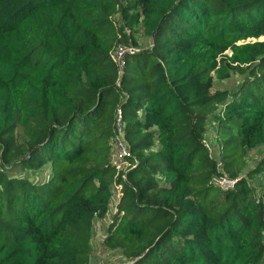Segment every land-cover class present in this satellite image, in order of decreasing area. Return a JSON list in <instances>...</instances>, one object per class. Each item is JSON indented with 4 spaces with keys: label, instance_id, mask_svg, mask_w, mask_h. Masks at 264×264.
<instances>
[{
    "label": "trees",
    "instance_id": "obj_1",
    "mask_svg": "<svg viewBox=\"0 0 264 264\" xmlns=\"http://www.w3.org/2000/svg\"><path fill=\"white\" fill-rule=\"evenodd\" d=\"M124 28L148 42L120 67ZM263 36L264 0H0V264H87L115 184L99 246L125 262L264 264V159L238 174L264 144ZM210 127L233 188L198 160Z\"/></svg>",
    "mask_w": 264,
    "mask_h": 264
},
{
    "label": "rangeland",
    "instance_id": "obj_2",
    "mask_svg": "<svg viewBox=\"0 0 264 264\" xmlns=\"http://www.w3.org/2000/svg\"><path fill=\"white\" fill-rule=\"evenodd\" d=\"M114 16H117L116 14H113ZM114 31H118L119 28V22L115 21L114 24ZM124 35L120 34L121 38H124L123 41L119 43V45L114 46L115 48L112 50L113 53L116 52L119 48L125 47H135V46H146L148 39L144 37L142 34V31L139 28H135V31L133 33L129 32L127 29H123ZM259 39H264L263 37H260ZM133 40L136 41V43H133ZM135 45V46H134ZM131 57V56H130ZM243 74L238 73H232L228 78L225 79H218L214 76L213 78V92L216 91H223L227 90L229 88L234 87L242 78ZM203 139H206L209 143V148H205V151H201L198 156V160H204L209 156L212 160L217 163V170L222 169L218 166V163L220 162V155H221V144L222 141L219 138L218 132L215 130L214 127H210L208 130H206ZM238 139L235 138L236 145L239 148L238 145ZM223 150V149H222ZM221 151V152H220ZM264 159V144L259 145L255 148L249 149L244 157L242 165L239 167V175L246 174L249 170L255 169L260 161ZM227 174V172L225 171ZM248 181L253 186H259L261 180H262V173L261 171L256 173L255 175L247 176ZM210 182V180L208 181ZM107 225V224H105ZM92 233L94 234V237L92 236V241L94 243V247L92 248V252L89 256L87 264H122L124 261V256L122 254V250L120 248H112V247H106L102 249L99 245L103 241V235L101 231V227H99V223L97 221L94 222V226L92 227ZM97 233V235H96ZM98 244V245H97ZM95 257L92 262V257Z\"/></svg>",
    "mask_w": 264,
    "mask_h": 264
},
{
    "label": "built area",
    "instance_id": "obj_3",
    "mask_svg": "<svg viewBox=\"0 0 264 264\" xmlns=\"http://www.w3.org/2000/svg\"><path fill=\"white\" fill-rule=\"evenodd\" d=\"M136 48L134 47H122L116 50L114 53L118 65L121 67L122 65V54L125 51H134ZM121 110L120 108L116 109L115 113V126L113 129V134L110 137V143H111V162L114 165V167L117 169L118 172L121 173V175L124 178V171L127 167V162L125 161V155L127 151V143L124 135V131L122 128V122H121ZM205 147L209 148L208 141H205ZM219 164V163H218ZM238 177H232L226 174L224 171L218 170L210 179V182L222 189H229L233 188ZM120 189L119 184L114 185V195L112 197V201L110 203V210L108 211V214L102 218L98 219L95 218V220L92 223V227L94 226V222L97 221L99 223V227L102 223H108V220L115 208V202L118 200V190ZM98 219V220H97ZM122 264H130V262H123Z\"/></svg>",
    "mask_w": 264,
    "mask_h": 264
},
{
    "label": "crops",
    "instance_id": "obj_4",
    "mask_svg": "<svg viewBox=\"0 0 264 264\" xmlns=\"http://www.w3.org/2000/svg\"><path fill=\"white\" fill-rule=\"evenodd\" d=\"M98 220V219H97ZM105 224H107V223H102L101 225H100V227H101V231H102V233H104L105 232V229H106V227H107V225H105ZM96 235H97V233H96ZM93 237H94V234H93ZM98 245V244H97ZM92 252V251H91ZM93 259H95V257L93 256L92 257V262H93Z\"/></svg>",
    "mask_w": 264,
    "mask_h": 264
},
{
    "label": "water",
    "instance_id": "obj_5",
    "mask_svg": "<svg viewBox=\"0 0 264 264\" xmlns=\"http://www.w3.org/2000/svg\"><path fill=\"white\" fill-rule=\"evenodd\" d=\"M133 262V261H132ZM132 262H130V264H132Z\"/></svg>",
    "mask_w": 264,
    "mask_h": 264
}]
</instances>
